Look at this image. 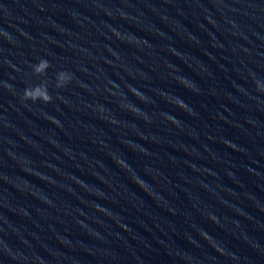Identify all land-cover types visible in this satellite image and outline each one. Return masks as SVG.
Listing matches in <instances>:
<instances>
[{"label": "water", "instance_id": "obj_1", "mask_svg": "<svg viewBox=\"0 0 264 264\" xmlns=\"http://www.w3.org/2000/svg\"><path fill=\"white\" fill-rule=\"evenodd\" d=\"M254 77L264 0H0V264H264Z\"/></svg>", "mask_w": 264, "mask_h": 264}, {"label": "clouds", "instance_id": "obj_2", "mask_svg": "<svg viewBox=\"0 0 264 264\" xmlns=\"http://www.w3.org/2000/svg\"><path fill=\"white\" fill-rule=\"evenodd\" d=\"M5 36H7V33H4ZM7 62V61H6ZM30 67L32 68V72L35 75H40L43 76L46 74L47 70L52 67L51 63L49 62V60L44 59V58H40L38 63L36 64H32L30 65ZM74 79V73L64 69V70H60L57 71L55 73V79L54 81H50L48 79H44L42 80L39 84L36 85H31L29 84L28 86L25 87V89L23 90L22 96H21V100L22 101H31L33 103L39 101V102H43V103H50L53 100V96L49 91L50 87H54L55 89H62L64 87H66L70 82H72V80ZM182 83L184 81H181ZM3 83V87L7 88L8 90L12 91V85L6 83V82H0ZM254 83L256 86V90L260 93H264V80L260 79V78H255L254 77ZM83 86V85H81ZM189 87H191V85H187ZM132 91L137 95L140 96V93L136 92L135 89H132ZM143 98V97H141ZM179 107H185V105L179 101L176 100L174 101ZM169 119H171V117H169ZM56 122V121H53ZM175 122V121H173ZM213 220H215V217H211ZM205 238L208 239L209 237H207L206 234ZM5 252H8L9 255H13L14 258H17L13 253L9 252L7 247H5L3 249ZM221 250L222 249H218Z\"/></svg>", "mask_w": 264, "mask_h": 264}]
</instances>
